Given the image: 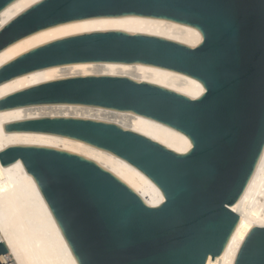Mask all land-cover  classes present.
<instances>
[{"label": "water", "instance_id": "obj_1", "mask_svg": "<svg viewBox=\"0 0 264 264\" xmlns=\"http://www.w3.org/2000/svg\"><path fill=\"white\" fill-rule=\"evenodd\" d=\"M15 0H0V11ZM146 16L197 28L195 46L120 29L71 34L31 48L0 67L14 77L78 62L159 66L198 79L191 97L126 75H75L0 99V110L74 103L129 111L169 125L191 141L186 152L116 122L45 116L4 123L112 152L148 176L164 199L149 204L111 170L53 146L13 144L3 166L21 160L46 200L78 264H206L221 255L240 215L232 209L264 151V0H38L0 28V51L76 20ZM0 264H17L0 231ZM234 264H264V226H253Z\"/></svg>", "mask_w": 264, "mask_h": 264}, {"label": "bare ground", "instance_id": "obj_2", "mask_svg": "<svg viewBox=\"0 0 264 264\" xmlns=\"http://www.w3.org/2000/svg\"><path fill=\"white\" fill-rule=\"evenodd\" d=\"M38 0H15L0 11V28ZM120 29L154 34L197 45L201 32L180 22L146 17H100L66 22L24 39L0 51V67L23 52L55 38L93 30ZM126 75L141 81L172 88L191 97H198L205 88L196 78L159 66L123 62H78L38 69L0 84V99L49 80L88 75ZM45 116H74L116 122L147 135L168 147L188 151L192 144L181 131L129 111L74 103L33 104L0 110V151L13 144L53 146L87 156L133 187L151 205L163 201L160 188L142 171L125 159L82 140L38 131L6 132L4 123ZM240 215L225 251L206 264H234L240 245L250 229L264 226V151L242 197L232 207ZM0 231L17 264H78L62 234L34 177L21 162L3 166L0 162Z\"/></svg>", "mask_w": 264, "mask_h": 264}, {"label": "rangeland", "instance_id": "obj_3", "mask_svg": "<svg viewBox=\"0 0 264 264\" xmlns=\"http://www.w3.org/2000/svg\"><path fill=\"white\" fill-rule=\"evenodd\" d=\"M70 35V34H69ZM67 36V35H66ZM63 37V36H62ZM58 38H60V37H58ZM56 39V38H55ZM67 77V76H66ZM57 79V78H56Z\"/></svg>", "mask_w": 264, "mask_h": 264}]
</instances>
